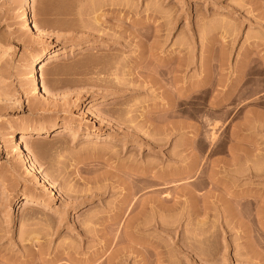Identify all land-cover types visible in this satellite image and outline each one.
<instances>
[{
  "label": "rangeland",
  "instance_id": "rangeland-1",
  "mask_svg": "<svg viewBox=\"0 0 264 264\" xmlns=\"http://www.w3.org/2000/svg\"><path fill=\"white\" fill-rule=\"evenodd\" d=\"M0 264H264V0H0Z\"/></svg>",
  "mask_w": 264,
  "mask_h": 264
},
{
  "label": "bare ground",
  "instance_id": "bare-ground-1",
  "mask_svg": "<svg viewBox=\"0 0 264 264\" xmlns=\"http://www.w3.org/2000/svg\"><path fill=\"white\" fill-rule=\"evenodd\" d=\"M22 21H23V26L24 27H26L29 30H32L33 33H35L37 36L42 38L43 34L41 33V31L39 29H36V27H34V25L32 24V21H31V18H30V14H29V11H28L27 8H25L24 11H23ZM55 53H56L55 50H46L43 53L39 54L37 57H35L31 61L30 65H29V69L31 70V73H32L31 77L34 78V90L35 91L41 88L40 82L38 81V67L41 64H43V62L45 60L50 59L53 56H55ZM43 93H45V91H43ZM53 131H54L53 128L50 127V128L30 129L27 132L30 135H46V134H49L50 132H53ZM13 136H14V134H13ZM23 152H25L24 153L25 158L28 159V153H27L26 149H24ZM30 166L33 169V163ZM33 172L36 173V171L34 169H33ZM38 177L41 179L42 183L45 184L47 189L51 188V184L45 179L44 176L38 174ZM20 200H24L26 202L32 201V199H29L27 197H21ZM231 216H233V214H231ZM158 225H159V227H163V224H158ZM188 246H189V244H188ZM190 246L192 247L191 244H190ZM190 246H189V248H190Z\"/></svg>",
  "mask_w": 264,
  "mask_h": 264
}]
</instances>
